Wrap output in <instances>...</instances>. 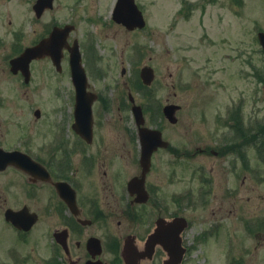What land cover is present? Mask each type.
<instances>
[{
  "label": "flooded vegetation",
  "instance_id": "1",
  "mask_svg": "<svg viewBox=\"0 0 264 264\" xmlns=\"http://www.w3.org/2000/svg\"><path fill=\"white\" fill-rule=\"evenodd\" d=\"M36 1L21 0L17 13L18 5H12V0H0V152L7 161L0 169V240L5 234L13 240L5 248L11 249L14 261L11 264H17V258L19 263H25L27 260L21 254L27 252L36 264H173L169 256L180 251L182 258L178 264H185L208 237L206 229L203 230L205 222L193 207L204 206L203 200L206 206L215 202L209 218L215 229L224 219L229 221L234 216L233 208L222 210L224 203L234 198L230 187L227 185L223 192L228 199L223 194L213 196V188L203 190L200 175L205 172V159L214 156L220 159L216 175H226L229 181L231 161L226 155L233 148L234 122L220 118L210 122L214 126L208 129L204 123L196 125L195 131L188 125L189 119L177 120L179 130L174 133L183 136L181 142L177 141L181 145H174L171 124L159 116L157 106L152 104L156 74L151 85L144 84L141 78L140 69L150 64L144 62L134 77L124 80L130 69L122 65L115 87L111 88L109 76L95 71L90 62L93 57L87 60L82 51L87 75L82 99L87 103L94 95L91 131L84 130L82 134L75 128L77 90L69 66L74 46L81 51L84 44L80 39L83 35H76L74 17L82 11L84 21L104 24L114 35L119 29L128 33L138 29H127L114 21V1L113 4L107 1L110 6L102 9L99 0L92 3L90 0L87 8L83 0H71L66 21L62 16L52 15L57 0L37 14L33 9ZM86 14L91 17L86 19ZM46 16L49 17L45 19ZM54 28L64 33L59 63L44 56L30 62L28 80L19 71L13 73L11 58L47 38ZM28 30L35 33L30 40ZM136 46L130 45L135 53ZM39 61H47L56 77L66 69L65 82L42 77L36 87L32 69ZM168 76L171 77V72ZM11 78L20 82L19 88L12 89ZM38 87L46 88L50 98L47 107L32 98V91ZM51 89L55 97L61 90L66 91L69 100L56 103L58 98L52 96ZM130 94L134 95L133 102L140 104L145 118L143 125L158 128L162 139L169 142L167 146L158 145L148 162H142L141 126L135 118L125 123L124 106L129 110L133 105ZM168 95L176 96V92L169 90ZM181 100L188 106L191 104L192 94L186 87L181 88ZM172 102L166 97L158 106L162 111L165 104ZM89 123L88 115L86 125ZM171 154L196 159L190 177H200L201 182L189 181L188 193L183 190L184 185L174 184L175 179L166 180ZM212 170L213 167L208 170L209 182L216 176ZM198 186L202 188L200 193ZM188 195H196L197 202L189 203ZM209 196L211 200H205ZM7 209L23 211L25 215L19 221L27 228L5 220L3 214ZM29 216L35 218L30 220Z\"/></svg>",
  "mask_w": 264,
  "mask_h": 264
},
{
  "label": "rangeland",
  "instance_id": "2",
  "mask_svg": "<svg viewBox=\"0 0 264 264\" xmlns=\"http://www.w3.org/2000/svg\"><path fill=\"white\" fill-rule=\"evenodd\" d=\"M70 1L57 0L58 4L52 15L62 16L66 21L70 17ZM89 1H82V3L86 2L84 8L88 7ZM107 1L111 4L114 0L98 1L102 9L110 6ZM136 1L140 4L147 20V27L142 31L128 33L119 29L114 35L104 24L84 21L82 11L75 16L76 35H83L80 38L82 44L84 43L81 52L85 51L89 61L93 57L90 62L95 71L105 72L109 76L111 88L115 87L114 82L122 65H129L131 69L130 74L123 77L124 80L134 77V72L136 74L139 72L141 64L149 63L156 73V81L153 83L155 96L152 104L157 107L169 97L171 101L186 105V109L188 105L181 100V88L186 87L193 98L191 106L186 109L190 112L188 114L184 110V114L179 112L177 115L178 119L184 120L186 117L183 115L187 113L191 122L188 125H192L195 131H198L195 126L202 123L205 124V129L214 126L210 122L218 113L216 110L223 111L219 99L225 101L227 93L234 96L239 104L229 119L241 123L243 128H236L233 142L236 151L226 155L231 161L229 181L226 180V175L221 173L216 175L220 159L214 156L205 159L204 175L200 174L201 171L199 174L203 180V190L213 188V196L223 194L228 199L223 192L227 185L230 187L234 198L224 203L222 210H225V207L233 208L235 213L228 218L229 221L224 219L221 222L219 227L225 228L223 235L218 233L222 232L221 230H215L214 232L217 233L211 234L208 239L209 244L205 245L204 249L205 242L200 244L197 252L192 253L185 264H231L233 254L235 264H264V85L261 87L258 82L259 85L256 84V81L264 78V54L258 50L259 44L254 38L256 31H264V0H210L209 2L198 0L204 3L199 4L201 5L199 7H191V11H184L183 5L185 7V3L192 0ZM92 2L97 0H91ZM13 4L18 5L16 9L18 13L21 0L19 3L12 0ZM48 17L46 16L45 19ZM90 17L86 14V19ZM34 34L28 30V40L32 39ZM135 42L137 53L130 48L131 43ZM122 53L124 56H121ZM184 54L189 59L183 60ZM252 67L263 73L261 77L255 76ZM66 71L65 69L56 77L47 61L36 62L32 69L33 83L37 87L42 77H52L53 82L57 78L60 82L63 80L65 82ZM168 72H171V77L168 76ZM194 72H197V75H194ZM118 81L120 86L122 80L119 78ZM10 82L13 84V90L20 87L17 79L11 78ZM45 90L46 88L38 87L36 91H32V98L35 99L34 102L44 103L47 107L50 98ZM52 90V96L58 98L56 103L63 104L65 100H69L66 91L61 90L59 96L55 97ZM169 90L175 91L176 96L168 95ZM218 90L223 93L224 99L222 94H219L204 106L207 92L208 99ZM254 91H257L259 100L255 99ZM123 114L125 123L131 120L128 107L124 106ZM172 128L173 131L178 130L177 126ZM182 136L180 133L172 134L174 144ZM237 151L244 152L245 157H240ZM170 161V170L166 178L168 182L175 179V185L182 184L185 187H189L188 185L194 181L201 182L200 177L196 179L190 177L194 174L191 167L196 166V159L175 158L170 155ZM212 167L213 176L216 175L211 181L213 184L206 180L210 174L208 170ZM169 176L172 178L169 179ZM215 185L218 188H215ZM201 191V186H198L197 193ZM210 197H205V200ZM188 198L189 203L197 202L196 195H188ZM203 203L204 206L201 204L193 208L196 209L199 219L206 222L211 216L212 206L216 203L211 201L208 206L205 205L204 200ZM203 227L210 226L204 223ZM226 228L230 230L227 232ZM256 232L261 233L259 237L254 236ZM216 238L217 241L220 239V244L217 243ZM12 243V238L5 234L0 240V252ZM219 248H222L221 252ZM19 260L17 258V264H36L32 260H27L25 263H19ZM6 261L14 262L9 256L0 255V264H6Z\"/></svg>",
  "mask_w": 264,
  "mask_h": 264
},
{
  "label": "water",
  "instance_id": "3",
  "mask_svg": "<svg viewBox=\"0 0 264 264\" xmlns=\"http://www.w3.org/2000/svg\"><path fill=\"white\" fill-rule=\"evenodd\" d=\"M114 16L117 21L122 22L127 27H142L144 25L143 16L141 11L138 9L134 0H117V3L114 8ZM260 43L264 50V33L260 32L258 34ZM61 39L58 37V34H53L49 40V42L44 41L40 45H36L34 47L27 48L23 53H21L18 57L14 58L11 61L12 69H21L23 73L27 75V68L29 61L34 57H39L44 54H49L54 59L56 64L59 63V59L61 57ZM75 58L77 60H72L75 64L73 65V73L75 75V81L77 82V104H76V124L78 130H81L82 134H84V130L90 129V123L88 125V113L90 110V100L86 103L82 99V90L84 89L85 76L82 67L79 64L78 54H75ZM151 72V70H150ZM150 72L148 73L150 75ZM88 111V112H87ZM164 111L167 117L171 120H175V117L172 116L174 111V106H166ZM135 117L138 122H142L143 119L141 117V112L139 107L134 108ZM84 125L87 127L84 128ZM81 127V128H80ZM140 136L142 140V158L143 160H148L149 155L151 153L152 148L158 142L159 132L153 131L149 129H142L140 131ZM7 218L10 215L6 213Z\"/></svg>",
  "mask_w": 264,
  "mask_h": 264
}]
</instances>
